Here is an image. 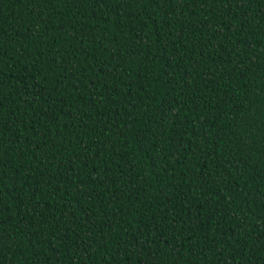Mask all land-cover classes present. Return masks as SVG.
Here are the masks:
<instances>
[{
    "label": "trees",
    "instance_id": "16d2710c",
    "mask_svg": "<svg viewBox=\"0 0 264 264\" xmlns=\"http://www.w3.org/2000/svg\"><path fill=\"white\" fill-rule=\"evenodd\" d=\"M0 264H264V0H0Z\"/></svg>",
    "mask_w": 264,
    "mask_h": 264
}]
</instances>
